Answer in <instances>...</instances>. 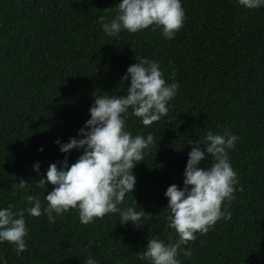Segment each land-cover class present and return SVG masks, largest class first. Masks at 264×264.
Listing matches in <instances>:
<instances>
[{
  "label": "trees",
  "instance_id": "trees-1",
  "mask_svg": "<svg viewBox=\"0 0 264 264\" xmlns=\"http://www.w3.org/2000/svg\"><path fill=\"white\" fill-rule=\"evenodd\" d=\"M182 27L173 39L149 26L108 37L98 18L111 20L118 0H0V207H31L40 200L41 215L24 213L27 248L0 243L7 264H147L138 259L148 239H178L168 227L167 186H182L187 154L211 131L238 136L227 150L236 172L234 199L221 209L207 233H196L192 255L180 264H264V7L245 9L236 0H181ZM146 57L157 61L166 83L179 84L167 114L145 127L125 119L133 135L151 134L153 143L133 168L136 187L121 208L145 211L151 219L139 228L121 225L118 213L79 221L76 209L49 221L43 213L45 192L37 187L49 163L65 156L54 141L66 142L89 118L94 95H125L120 86L126 68ZM42 148V151L38 149ZM203 150V145H200ZM81 151L68 154L69 165ZM205 157L201 167L210 166ZM59 167V164H58ZM26 181L23 190L12 185ZM136 200V201H135Z\"/></svg>",
  "mask_w": 264,
  "mask_h": 264
},
{
  "label": "clouds",
  "instance_id": "clouds-1",
  "mask_svg": "<svg viewBox=\"0 0 264 264\" xmlns=\"http://www.w3.org/2000/svg\"><path fill=\"white\" fill-rule=\"evenodd\" d=\"M236 2L249 10L264 7V0ZM183 20L181 0H118L111 20L105 22V17L98 18L102 31L116 39L123 30L135 33L149 26L159 28L163 38L173 39ZM125 81L128 82L125 95H94L88 109L89 118L76 136L66 142L59 138L54 141L65 154L62 160L49 163L42 176L39 162L32 164L39 176L37 187L45 192L46 183L52 185L45 194L47 206L43 209L50 222L54 220L53 213L60 215L69 209L77 210L82 224H90L94 218L109 213H118L121 225L130 223L136 228L151 219L144 210L119 207L126 194H131L136 187L133 168L144 160V151L153 143L150 133L133 136L125 127V119L131 109V115L139 118L145 127L160 120L167 114L179 84L174 79L166 83L159 63L146 57L136 59L126 68L120 77V86ZM237 140V135L225 129L222 135L209 131L203 138L189 141L193 146L187 154L182 186L172 183L163 193L167 198L168 227L175 230L178 239L167 244L158 238L148 239L139 260L147 264H180L179 255H192L190 247L181 245L196 239V233H207L221 218L225 221L231 218V213L226 207L222 210L221 205L234 199V185L238 183L227 154ZM73 149L81 154L69 165L67 156ZM209 156L212 158L210 166L201 167V161ZM12 187L23 190L26 181L20 179ZM25 200L31 207L15 211L12 204L0 207V243L14 245L18 256L27 248L24 213L41 215L38 198L28 195ZM0 264H7L3 256H0ZM85 264H97V261L90 257Z\"/></svg>",
  "mask_w": 264,
  "mask_h": 264
}]
</instances>
